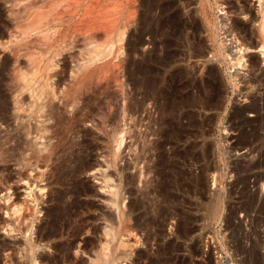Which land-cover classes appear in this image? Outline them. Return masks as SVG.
Returning <instances> with one entry per match:
<instances>
[{"label":"bare ground","instance_id":"bare-ground-1","mask_svg":"<svg viewBox=\"0 0 264 264\" xmlns=\"http://www.w3.org/2000/svg\"><path fill=\"white\" fill-rule=\"evenodd\" d=\"M179 1L143 0L141 6H144L146 11L142 12L143 15L139 13L138 16H140L139 19L144 27L136 30L134 28L138 24V0H0V47L2 51L8 52L13 58L12 68H10V62H6L5 68L2 70V73L5 71L10 73L9 78L12 80L10 89L12 88V90L10 95L8 94L9 99L5 101V105L0 106V124L1 122L4 125L10 123L8 127L10 130L13 128V131L16 132V134L13 133L15 136L11 137L17 143H15L17 149L13 152L16 153V157L27 154L23 159L18 156L20 160L24 161L20 162L34 161L36 163V178L32 177L34 181H38L37 179L40 178L42 179L41 184L46 182L44 186L38 183L35 185L36 182L34 184L32 183L34 181L26 178V183L21 184L24 189L23 197L13 199L11 195H5L0 199V202H3L0 210L5 213L2 220L4 230L7 231L5 234L7 233V236L12 238L11 235L18 232L23 236L22 248L26 251V258H23L27 259V264L44 262L46 264H66L67 262H70L68 264H114L117 260L130 256L132 245L128 234L130 233L131 216L132 213L140 211L143 204L136 200L128 207L123 205L122 190L110 184L112 182V176L108 172L110 167L108 170H105L108 167L102 169L105 165H112L111 159H108L109 161L107 159L97 160L89 169L88 165L86 166L94 179L97 180L98 177H101V179L99 178L101 183H97L101 190L97 191L95 196L101 199L104 208L110 213V215L103 213V227L95 226L94 229L91 225L95 234L101 232V236L96 241L99 246L97 245L98 249L95 252H88V249L85 248L88 244L85 242L86 245H84L81 242L83 234L80 233H84V236L86 233H90L88 216L87 219H80L83 220L80 233L77 229L75 230L79 233V237L75 236L69 244L67 242L65 244L67 248L64 244L65 248L63 249L57 247L56 250L59 251V254L55 258L53 257L54 259L49 260L48 258V262L44 260V256L39 254V250L41 248L45 250V247L48 248L47 243L49 244L54 239L56 241V238L60 234L62 235L57 230L58 226L55 227V221L51 222L52 227L49 229L46 227L47 224L40 225L35 239H32L28 234L33 232L36 222H42L35 215L42 213L39 206L40 203H44L41 201L45 196L48 195L50 201L55 202L54 207L47 210L48 216H56L55 220H57L61 212H63L62 215L65 213L63 205L65 206L64 197L66 196L64 191L59 190V187L62 188L67 175L64 172V160H61L66 152L63 153V148L67 145V134H69L72 125L81 126V128L84 126L82 129L84 130L88 120L92 121L93 130L102 128V125L99 128L97 117L101 118L105 115L101 111L104 108L99 107L98 103L95 107L92 101L98 100V94L102 93L99 91H109L113 88L120 91L130 84L131 37H135L139 41L145 35L155 36L157 33L162 35V54L149 56L145 59L146 64L138 66L136 69L139 75H143V81L140 82L136 79L137 73L133 75L135 85L143 83L142 85L147 89L145 94L147 100L153 101L159 114L156 122L152 113L148 115L149 126H147L148 133L144 136L143 155L136 156L135 160V166L141 167V162H145V165L143 164L144 166L138 170L132 180L135 181L138 177L145 176L148 189H152L153 176L157 175L162 178L167 169L177 166L178 162L169 159L170 155L166 152L167 146L173 148L174 158L187 156L190 149L181 151L180 147H177L189 139L190 128H196L195 125L198 124L196 114L211 112L217 119L221 111L223 112L225 101L219 95L221 91H217L221 72L218 65L215 64L222 65L230 62L235 66L243 67L244 63L251 61L253 70L264 72L261 68L264 59L262 61L260 57L249 55L250 53L264 55V0H235V2L234 0L230 2L221 0V4L216 0V8L218 11L220 10V15L214 17L213 23L205 21V19L208 20L209 12L215 11L213 10V0H195L192 5L194 6L193 11L200 16L203 22L207 40L197 34L198 28L201 27L197 16L194 17L195 14L191 8L187 9L189 17L183 16L178 5L181 3ZM40 3L41 5H39ZM157 9L162 11L163 17L159 16L160 14L157 15L162 18L154 14ZM220 16L225 17L221 18ZM188 30H191L192 33H187ZM196 37L200 39L197 38L198 42L193 43L195 40L192 41V39H196ZM37 45H43L44 50L41 52L32 51L33 47ZM125 45L129 48V51L127 50L129 53L127 52L126 55ZM247 55H249V60L246 61ZM21 59L27 62L29 70L20 69L22 68L20 67ZM262 80H264L263 77ZM252 82L254 83V81ZM168 94L169 96L173 95L170 99L171 102L174 100L175 108L171 102H162ZM105 98L109 109L111 101L109 99L112 97L107 93ZM75 102L81 103V105H73ZM249 102L254 103L256 100L251 99ZM247 103L244 104L243 109L236 112L237 117L241 118L245 115L244 113L255 111L254 105ZM140 105V103H132L128 110L135 114L142 107ZM185 120L188 123L185 124ZM153 122L158 126L157 129L152 128ZM2 124L1 127L4 126ZM84 132L87 139L94 134L91 130L85 129ZM9 138H7L8 143L11 142ZM4 141L7 143L5 139ZM199 145L201 144L193 145L190 148L194 150L197 147L196 149H198ZM17 151L22 153L19 154ZM154 157H156V163H154ZM15 160L17 161V159ZM135 166L133 165V167ZM138 167L136 168L139 169ZM148 176L149 179H147ZM28 177L30 176L28 175ZM20 180L25 182V179ZM166 187L158 189L161 198L167 197ZM46 190H48L47 195L44 193ZM213 196L215 204L211 209L217 216L221 206V193L218 192ZM156 207L153 208H156V212H166V207L157 205ZM51 213L55 215H51ZM66 213L69 214L67 211ZM66 213L64 217H67ZM74 213L76 214L75 211ZM71 218L69 217V219ZM52 219L54 218L52 217ZM69 219H67L68 222L71 221ZM71 225L67 226L72 230ZM14 239L16 238L14 237ZM1 246L0 251L3 250V253H7L9 245ZM22 252L24 251L22 250Z\"/></svg>","mask_w":264,"mask_h":264},{"label":"rangeland","instance_id":"rangeland-1","mask_svg":"<svg viewBox=\"0 0 264 264\" xmlns=\"http://www.w3.org/2000/svg\"><path fill=\"white\" fill-rule=\"evenodd\" d=\"M184 1H186L185 4ZM192 1L180 0L179 2L181 3H178L179 8L185 17H189L187 9L191 8L193 14H195L194 17L196 18L197 16V21L201 26L198 28L197 34L199 37L202 36V38L207 40V33L203 27V22L200 16L193 11L194 6L192 5L195 0ZM217 1L221 4V0ZM217 1H212L214 4L213 10L215 11L209 12L208 20L205 19V21L213 23L215 20L214 17L220 15V10L218 11L216 8ZM230 1L233 0H229V2ZM39 5H41V3ZM138 5V24L136 26L137 28H134L136 30L144 27L138 15L139 13L143 15L146 11L144 10V6H141L143 5V0L142 2L140 0V4L138 0ZM188 6L189 8H187ZM142 12L144 13L142 14ZM154 14L156 16L160 14L159 16L163 17L160 9H157ZM167 14H169V12H167ZM220 17L224 18L225 16ZM155 26L157 27V25ZM187 33L191 34L192 31L188 30ZM199 37L192 39V41L195 40L193 43H197V38ZM134 38L135 37H131L130 39V53L126 45L124 50L125 55L128 53L130 54V84L120 91L115 88L109 91H99L102 92L97 96L99 101H92L95 107H97L98 103L100 104L99 107H102V109L104 108L101 111L105 113V115L101 118L97 117L99 120L98 124L100 125L99 128H101V125L102 128L96 131L93 130L92 121L88 120L85 123V129L88 131L91 130L94 133L91 135L92 137L90 136L89 139L86 138L85 129L82 130L84 124H81L83 126L82 128L81 126L74 125V127L72 125L68 132L69 134H67V145H65L66 147L64 146L65 149L63 148V153L64 151L66 152L64 156L62 154L64 158L62 157L61 160H64V172H66L68 176L66 175L64 185L61 186L62 188L59 187V190L61 189L65 193L66 197H64V204L65 206L67 205V207L63 205V209L65 213L67 211L69 214L66 213L67 217H64L65 213L62 215L63 212H61L57 220H55L56 216H48L47 210L53 208L55 202L50 201L51 199L47 197L48 190H46L44 193L47 196L41 201L44 203H40L39 206V210H42V213L35 215L37 216L36 218H39L42 222H36L33 232L29 233L28 236L35 239L40 225L44 226L47 224L46 227L49 229V227H52L51 224L55 221V227L57 228L58 226L57 230L62 233L63 236L60 234L61 238H64L61 239L59 236L56 238V241H54V239L49 244L46 242L47 244H45L48 248L45 247V250L42 248L39 250V254H41L42 257L44 256V260L48 262V258L49 260L54 259L59 254V251L56 249L67 248L65 245L67 242V244H69L73 241L72 239L75 236L79 237L78 234L83 226L81 225L83 224V220L80 219H87L88 216L90 233H88L89 235L86 233L85 236L84 233H80L83 234V237L81 236V242H83L84 245H86V243L89 245H87L88 248L87 246L85 247L88 249V252H95L99 246V243L96 241H98L101 236V232L95 234L94 229L96 227L101 228V226L104 225V220L102 219L103 215H106V213L110 215V213L104 208L101 199L95 196L97 191L101 190L97 184L101 183V177H98L97 180L94 179L87 168L89 169L97 160L111 159L112 165H105L102 169L108 167L105 169L108 170L110 167L108 171L112 176V182H110V184L122 190L124 197L123 205L128 207L132 202H136V200L141 201L143 204L140 211L134 212V214L132 213L131 216L130 233L128 234L130 235V243L132 245L130 248V256L117 260L114 264H264V80H262V77L264 79V72L253 70L251 61L244 63L245 66L243 67L238 65L235 66L230 62L222 65L219 63L215 64L216 66L218 65L217 67H219L221 72L217 91L220 90L222 92L218 91L223 101H225L223 105L224 110L222 109L223 112L221 111L217 119L211 112H198L196 114V120H198V124L195 125L196 128H190L191 131L189 130L190 134H188L189 139H187L186 142L180 143L177 147H180L181 149L179 148V150L181 151L190 149L187 156L174 158L173 148L167 146L166 152L170 155L169 159L178 162L177 166L167 169L162 178H159L157 175L153 176L151 180L154 182L152 183V189H148L145 176L142 178L138 177L135 181L132 180L138 170L145 165V162H141V167H138V165L135 166V160L137 158L136 156L143 155L144 136L148 133L147 126H149L148 115L152 113V117L154 116L153 118L156 122V118L159 114L153 101H148L146 98L145 94L147 89L142 85L143 83L136 86L133 79L135 77H133V75L137 73L136 69L138 66L141 67V65L146 64V58L151 55L158 56L162 54V35L159 33L155 34V36L145 35L142 39H139V41L137 38ZM43 50V45L34 46L32 49L34 52H41ZM25 52L27 53V51ZM249 55L260 57L262 61L264 59V55L261 56L258 53H250ZM249 55H247L246 61L249 60ZM12 59V56H10L8 52L5 53V51H2V48L0 49V103L2 104H0V106L5 105V101L9 99L8 94L10 95L12 90V88L10 89V87H12V80L9 78L10 73L7 71L2 73V70H4L6 66V62H10V68H12ZM27 66V62L21 59L20 67L22 68L20 69L26 71V69L30 68ZM261 68L264 71V61L261 64ZM138 75L139 73H137L136 79L142 82L143 75ZM252 81H254V83ZM104 93L105 96L109 93L110 97H112L109 99L111 100L109 109L107 108V100ZM194 94L197 95L198 93ZM171 96L173 95L170 94L169 96L168 94L162 102L164 103L166 101L170 103ZM251 99H255L256 102H249ZM173 102L174 100L171 102V105L175 108ZM132 103H140V106H142L135 114L128 110ZM246 103L254 105L255 111L246 112L241 118L237 117L236 112L243 109ZM73 105L80 106L81 103L75 102ZM70 114L69 116L72 115ZM184 123L186 124L188 121L185 120ZM8 124H6L7 126L2 124L4 126L1 127L2 129L0 128V131L5 128L6 130L4 129V131L7 134L6 135L4 131L0 132L2 136H5L2 137L0 135V199L5 197V195H11L13 199L23 197L24 189L21 184L26 183L27 179L34 181L32 177L36 178L35 174L37 173V167L34 161L23 163L24 161L20 160L27 154L24 156L21 154V151H17V153L22 155L20 156L17 154L20 156L19 159L18 156L16 157V153L13 152L17 149L15 145L16 142L14 141L15 139L12 140L15 136L13 133L16 134V132L13 131V128L10 130ZM157 127L158 126L153 122L152 128L157 129ZM8 137H10V143H8L9 141L7 142ZM3 138L7 143H5ZM136 139L138 140L136 141ZM4 144L6 145L3 146ZM198 144H201L198 146V149H196L197 147L194 148V150L190 148ZM15 159H17V161ZM153 160L154 163H156V157H154ZM133 165L135 167H133ZM28 175L30 177H28ZM85 178L86 180H84ZM20 179H25V182ZM147 179H149V176ZM37 180L38 181L32 183L35 184L36 182L35 185L40 184L41 186L46 184L45 181L41 184L40 182L42 179L40 178ZM163 186H167L166 189L168 193L166 191V198H161L159 195V190L163 188ZM151 190L153 191L150 192ZM218 192L221 193V206L218 215L215 216V212L211 208L215 204L213 194H218ZM0 203L1 209L3 202ZM156 205L164 206L163 208L166 207V212H156ZM154 207L156 208L153 209ZM83 209V212L86 211L85 214H82ZM51 215L55 214L51 213ZM4 216L5 213L0 210V250L3 244L9 245V249L7 253H3V250L0 251V264H27V259L24 260V258H26V251L22 248L23 236L18 232L14 235L12 234V238L7 236V233L5 234L7 231H5L6 229L4 230V222H2ZM68 216L71 219H69ZM52 217L54 219H52ZM67 219H69V221L71 220V223L68 222ZM65 222L67 223L66 226L64 224ZM67 225H71L72 230ZM91 225L93 228L96 227L93 229ZM65 228L66 230H64ZM68 229L74 232L70 233ZM76 229L79 233L77 231V233L75 232ZM13 236L16 239H14ZM71 236L72 238H70ZM63 244L65 247H63ZM19 246H21L20 250H18ZM72 260L75 262L74 259ZM68 263L70 262L66 264ZM41 264L46 263L44 262Z\"/></svg>","mask_w":264,"mask_h":264}]
</instances>
